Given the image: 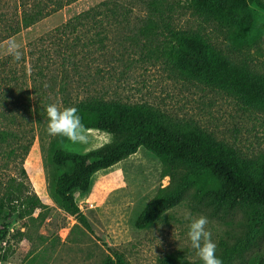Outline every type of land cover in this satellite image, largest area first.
<instances>
[{
  "label": "rangeland",
  "instance_id": "obj_1",
  "mask_svg": "<svg viewBox=\"0 0 264 264\" xmlns=\"http://www.w3.org/2000/svg\"><path fill=\"white\" fill-rule=\"evenodd\" d=\"M152 4L150 32L144 27ZM19 5L0 0V132L6 134L0 139V228L8 232L0 242V264H103L114 254L125 264H160L171 255L197 262L187 231L189 217L200 215L208 219L223 264H257L264 257V219L252 202L226 212L206 206L209 199H194L191 188L150 227H135L147 203L170 184L166 166L143 148L97 172L86 193L73 191L88 228L64 213L53 189L72 166H55L54 152L83 155L113 137L88 130L89 143L81 144L51 136L44 106L76 107L91 98L147 104L256 160L264 152V111L188 78L168 52L171 32L199 35L263 76L264 0L241 11L252 19V29L240 46L230 41L231 29L196 11L191 0H78L29 28L19 26L2 41L5 28L18 24ZM13 42L21 52L18 61L10 52ZM203 188L218 185L208 179Z\"/></svg>",
  "mask_w": 264,
  "mask_h": 264
},
{
  "label": "trees",
  "instance_id": "obj_2",
  "mask_svg": "<svg viewBox=\"0 0 264 264\" xmlns=\"http://www.w3.org/2000/svg\"><path fill=\"white\" fill-rule=\"evenodd\" d=\"M27 1L20 0L18 24L5 28L7 35L2 41L19 26L29 28L78 0H46L43 5ZM254 2L257 0H191V5L207 18L231 29L230 41L240 46L252 29V19L246 20L241 11H247L248 5ZM150 8L144 28L151 32L155 27L153 12L156 9L153 4ZM168 56L188 78L219 88L239 98L246 106L264 111V75L254 74L246 63L232 62L201 36L171 32ZM76 107L88 130L113 137L111 143L83 155L58 149L52 156L55 166H72L70 173L57 177L54 198L60 209L82 226L88 228V223L76 204L73 191L86 193L97 172L118 164L140 148L162 161L170 184L144 207L135 221L137 229H147L178 206L191 188H195L194 199H209L205 200L206 206L215 204L214 209L223 207L226 212L252 202L258 205L257 213L264 219V152L256 160L247 159L199 127L175 124L165 113L147 104L91 98ZM5 136L0 132L1 140H5ZM208 179L216 182V190L203 188ZM33 209L31 206L30 213ZM7 233L6 228H0V242ZM263 262V256L257 258V264ZM103 264L125 263L121 255L114 254V259L108 258ZM160 264H202V261L190 262L171 255Z\"/></svg>",
  "mask_w": 264,
  "mask_h": 264
},
{
  "label": "clouds",
  "instance_id": "obj_3",
  "mask_svg": "<svg viewBox=\"0 0 264 264\" xmlns=\"http://www.w3.org/2000/svg\"><path fill=\"white\" fill-rule=\"evenodd\" d=\"M10 52L14 60L21 58L19 45L13 42L10 45ZM47 116V132L51 136L66 138L72 143L88 144L90 134L79 115V109L74 106L59 107L57 103H50L44 106ZM187 237L195 255L202 261V264H223L216 255L217 245L212 239V233L207 229L208 219L206 216L189 217Z\"/></svg>",
  "mask_w": 264,
  "mask_h": 264
}]
</instances>
